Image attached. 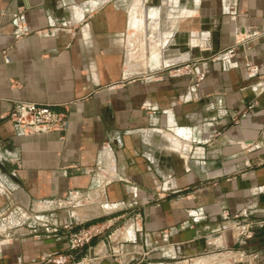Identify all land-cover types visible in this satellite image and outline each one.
Returning <instances> with one entry per match:
<instances>
[{
  "label": "crops",
  "instance_id": "0c3cea01",
  "mask_svg": "<svg viewBox=\"0 0 264 264\" xmlns=\"http://www.w3.org/2000/svg\"><path fill=\"white\" fill-rule=\"evenodd\" d=\"M1 176L0 264H264V0H0ZM53 214L105 229L72 252Z\"/></svg>",
  "mask_w": 264,
  "mask_h": 264
},
{
  "label": "built area",
  "instance_id": "2783aa9c",
  "mask_svg": "<svg viewBox=\"0 0 264 264\" xmlns=\"http://www.w3.org/2000/svg\"><path fill=\"white\" fill-rule=\"evenodd\" d=\"M244 35L245 38L241 46L249 47L250 43L260 36V33L256 31H245ZM9 118L17 129L19 136H37L54 133L64 130L66 126L64 115L56 113L50 106H42L34 103L16 102ZM3 185L4 180L1 176L0 188H2ZM58 206L59 209H62L63 205L59 204ZM224 213L227 214L225 211ZM227 217L234 218L239 241H249L255 237L252 224L246 223V220H242V217L245 219L247 215H242L241 217L239 215L227 214ZM16 218L19 220L18 225H21V221L24 220L21 211H9V213L1 219V223L2 225L10 222L13 223L14 220L16 221ZM34 224L55 235L60 234L62 231L67 232L66 234L68 235L69 246L72 252L86 247L94 238L101 235L105 229L104 225L77 227L73 222L60 220L54 214L51 215L47 221L36 219ZM55 256L56 258L52 260L54 264H69L71 260V255L57 254Z\"/></svg>",
  "mask_w": 264,
  "mask_h": 264
},
{
  "label": "rangeland",
  "instance_id": "374dc122",
  "mask_svg": "<svg viewBox=\"0 0 264 264\" xmlns=\"http://www.w3.org/2000/svg\"><path fill=\"white\" fill-rule=\"evenodd\" d=\"M213 256L215 257V255H211L210 258H212ZM214 257H213V258H214ZM221 259H222V257H221ZM221 259H220V260H221ZM216 260H217V257L215 258L214 261H216ZM216 262H218V261H216ZM218 263H219V262H218Z\"/></svg>",
  "mask_w": 264,
  "mask_h": 264
}]
</instances>
